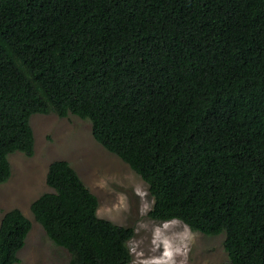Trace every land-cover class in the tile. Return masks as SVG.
<instances>
[{
    "label": "trees",
    "instance_id": "1",
    "mask_svg": "<svg viewBox=\"0 0 264 264\" xmlns=\"http://www.w3.org/2000/svg\"><path fill=\"white\" fill-rule=\"evenodd\" d=\"M74 114L148 184L149 216L225 233L228 264H264V0H0V182L34 154L31 116ZM31 203L70 264H127L131 226L66 159ZM32 220L0 223L16 264Z\"/></svg>",
    "mask_w": 264,
    "mask_h": 264
},
{
    "label": "rangeland",
    "instance_id": "2",
    "mask_svg": "<svg viewBox=\"0 0 264 264\" xmlns=\"http://www.w3.org/2000/svg\"><path fill=\"white\" fill-rule=\"evenodd\" d=\"M31 124L34 154L10 153L11 176L0 182V223L15 207L32 220L16 264H70V252L49 238L31 209L34 199L53 190L46 182V173L55 159L68 160L97 195L98 216L134 228V236L128 241L131 259L127 264H150L161 258L165 240L173 247L187 245L186 256H176V264H228L225 233L206 234L177 218L157 221L149 216L154 198L147 182L95 139L89 120L74 114L60 117L38 112L31 116Z\"/></svg>",
    "mask_w": 264,
    "mask_h": 264
},
{
    "label": "clouds",
    "instance_id": "3",
    "mask_svg": "<svg viewBox=\"0 0 264 264\" xmlns=\"http://www.w3.org/2000/svg\"><path fill=\"white\" fill-rule=\"evenodd\" d=\"M164 244V252L163 256L159 259L153 260L150 262V264H176V256H186V248L187 245H184L183 248L177 246L173 247L171 243H169L167 240L163 241ZM183 264V262H181Z\"/></svg>",
    "mask_w": 264,
    "mask_h": 264
}]
</instances>
